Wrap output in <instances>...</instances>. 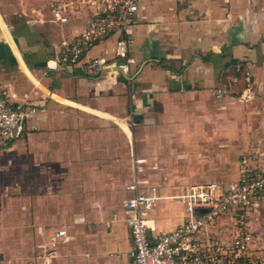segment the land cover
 I'll return each instance as SVG.
<instances>
[{"label": "crops", "instance_id": "crops-1", "mask_svg": "<svg viewBox=\"0 0 264 264\" xmlns=\"http://www.w3.org/2000/svg\"><path fill=\"white\" fill-rule=\"evenodd\" d=\"M20 7L0 11V88L35 112L27 121V134L11 143L0 142V155L6 162L3 171L23 172V186L42 185L37 175L64 157L72 159L71 145L83 138L86 126L99 121H117L132 140L128 118L137 122V128L149 131L186 130L190 118H196L201 130L207 125L212 132L220 130L227 150L218 153L223 155L241 147L252 149L264 140V0H140L129 46L135 61L128 76L120 70L86 72L84 60L50 69L61 40L81 32L84 20L62 25L51 21L38 3L21 8L23 13ZM116 37L94 46L87 57L114 58ZM247 86L252 95L244 98L241 93ZM251 118L257 119V134L250 130ZM144 121L152 123L144 125ZM95 136L86 140L90 146L99 144ZM252 137L254 144L249 142ZM184 149L186 158L190 154ZM254 149L260 152L259 146ZM131 177L132 172L126 184ZM102 181L106 185L105 178ZM123 195L122 199L127 196L125 190ZM161 196L152 220L157 229L170 230L181 222L184 209L167 198L172 195ZM120 209L114 219L109 218L110 227H106L111 233L101 246L115 254L103 264H131L127 215ZM263 211L261 203L251 218L260 234ZM39 228L47 242L67 238L65 227ZM60 230L65 235L57 236ZM36 234H40L37 229Z\"/></svg>", "mask_w": 264, "mask_h": 264}, {"label": "rangeland", "instance_id": "rangeland-1", "mask_svg": "<svg viewBox=\"0 0 264 264\" xmlns=\"http://www.w3.org/2000/svg\"><path fill=\"white\" fill-rule=\"evenodd\" d=\"M36 3L42 5L38 0H0V11L21 6L23 13L25 9L21 8H29ZM195 119L190 118L191 125L186 130L160 131L154 128L155 131H149L137 128V122L128 118L132 140L125 137L115 120L99 121L89 128L86 126L83 138L71 145L72 159L64 157L59 164H52L43 171V175H37V182L42 185L23 186V172L17 169L3 171L2 166L6 162L0 155V264H103L106 257L115 254L101 250V246L106 234L111 233V228H107L110 227L109 218L114 219L121 210V199L132 172L134 156L145 159L141 176L151 177L149 180L156 184L159 194L166 192L172 196L184 192L192 184L217 181L227 185L236 179L243 155L252 161L264 160V140L252 149L241 147L219 154L227 150L220 130L212 132L210 125L201 130ZM256 120L251 118L252 132L256 131ZM143 124L148 123L144 121ZM96 134L100 142L90 146L86 140H93ZM255 140L252 137L249 142L254 144ZM213 146L217 149L213 150ZM257 146L260 152L253 151ZM184 148L190 154L186 158ZM50 214L53 215L51 221L48 218ZM79 218L85 221L81 223L83 220L79 221ZM97 224L100 226L96 227ZM79 225L85 228L80 230ZM42 226L65 227L67 238L47 242L39 228ZM259 229L255 231L252 226L253 246L248 252L247 264H264V231L260 234ZM231 231L232 224L228 219L218 221L211 228V232L222 241L231 238Z\"/></svg>", "mask_w": 264, "mask_h": 264}, {"label": "built area", "instance_id": "built-area-1", "mask_svg": "<svg viewBox=\"0 0 264 264\" xmlns=\"http://www.w3.org/2000/svg\"><path fill=\"white\" fill-rule=\"evenodd\" d=\"M38 1L53 22L65 25L75 19L82 23L84 20L81 32L61 40L50 69L71 67L84 60L86 72L120 70L128 76L129 66L135 61L129 46L140 0ZM112 36H117L114 58L87 57L94 46ZM250 95L247 86L241 96ZM34 112L33 107L14 102L0 88V142L11 143L27 134V121ZM133 159L132 177L125 186L127 196L121 201L127 215L131 264H247L253 246L252 214L264 203V163L243 155L237 179L227 185L217 181L197 183L167 197L182 204L184 213L175 227L159 230L152 220V211L164 197L141 176L145 159ZM223 219L232 224V236L225 241L211 232ZM62 235L65 230L58 231L57 236Z\"/></svg>", "mask_w": 264, "mask_h": 264}]
</instances>
